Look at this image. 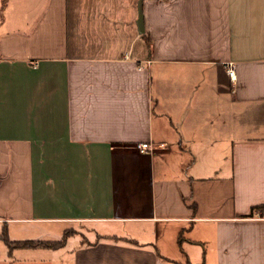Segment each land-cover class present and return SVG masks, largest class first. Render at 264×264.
<instances>
[{"label": "crops", "instance_id": "obj_1", "mask_svg": "<svg viewBox=\"0 0 264 264\" xmlns=\"http://www.w3.org/2000/svg\"><path fill=\"white\" fill-rule=\"evenodd\" d=\"M139 2L0 0V264H264V0Z\"/></svg>", "mask_w": 264, "mask_h": 264}, {"label": "trees", "instance_id": "obj_2", "mask_svg": "<svg viewBox=\"0 0 264 264\" xmlns=\"http://www.w3.org/2000/svg\"><path fill=\"white\" fill-rule=\"evenodd\" d=\"M148 46L150 47V44L148 43ZM257 209H264V206L261 207H253L251 209L250 214L247 217H252L253 213L255 210ZM68 235V232L65 233L63 235V238L58 241V242H54V241H18V242H10L5 235H3L4 237V241L7 245V248L9 250L12 249H58L63 247L64 245V241L66 239Z\"/></svg>", "mask_w": 264, "mask_h": 264}, {"label": "built area", "instance_id": "obj_3", "mask_svg": "<svg viewBox=\"0 0 264 264\" xmlns=\"http://www.w3.org/2000/svg\"><path fill=\"white\" fill-rule=\"evenodd\" d=\"M140 69V67H139ZM226 74L231 82L235 81V75H234V66L232 63H228L226 65ZM137 149L139 152L144 153L146 151L152 152V148H150L147 144H140L137 146Z\"/></svg>", "mask_w": 264, "mask_h": 264}, {"label": "rangeland", "instance_id": "obj_4", "mask_svg": "<svg viewBox=\"0 0 264 264\" xmlns=\"http://www.w3.org/2000/svg\"><path fill=\"white\" fill-rule=\"evenodd\" d=\"M155 86H156V83H155V81H153V91H154V93H156L155 92ZM157 113H160V112H163V113H166V111H165V108H164V102L163 103H161V104H159L158 106H157V111H156ZM175 131L174 132H176V133H180V129H179V127L176 125V129H174ZM175 133V134H176ZM155 134H158V132L157 133H155ZM190 161H189V156H188V159H187V163H189ZM130 228V227H129ZM35 237H37V236H35ZM36 239V238H35ZM37 239H40V238H38L37 237ZM51 239V238H50ZM200 264H203V261L202 260H200Z\"/></svg>", "mask_w": 264, "mask_h": 264}, {"label": "water", "instance_id": "obj_5", "mask_svg": "<svg viewBox=\"0 0 264 264\" xmlns=\"http://www.w3.org/2000/svg\"><path fill=\"white\" fill-rule=\"evenodd\" d=\"M142 1L143 0H140V2H139V4H138V14H139V16H138V22H137V25H138V29L140 30V31H142V29H143V23H142V14H141V3H142Z\"/></svg>", "mask_w": 264, "mask_h": 264}]
</instances>
